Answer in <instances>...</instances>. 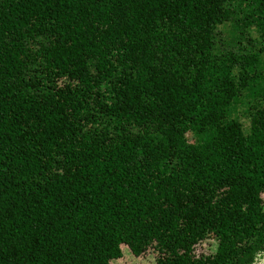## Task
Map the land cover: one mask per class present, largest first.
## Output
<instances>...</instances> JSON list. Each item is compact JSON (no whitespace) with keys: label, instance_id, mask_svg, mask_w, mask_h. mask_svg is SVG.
Segmentation results:
<instances>
[{"label":"trees","instance_id":"trees-1","mask_svg":"<svg viewBox=\"0 0 264 264\" xmlns=\"http://www.w3.org/2000/svg\"><path fill=\"white\" fill-rule=\"evenodd\" d=\"M263 193L264 0H0V264H255Z\"/></svg>","mask_w":264,"mask_h":264},{"label":"rangeland","instance_id":"rangeland-1","mask_svg":"<svg viewBox=\"0 0 264 264\" xmlns=\"http://www.w3.org/2000/svg\"><path fill=\"white\" fill-rule=\"evenodd\" d=\"M262 198L264 202V193ZM203 247L206 252H214L217 244L214 239L210 238ZM111 264H157V261L152 250L136 255L127 244H122ZM255 264H264V256H260Z\"/></svg>","mask_w":264,"mask_h":264}]
</instances>
